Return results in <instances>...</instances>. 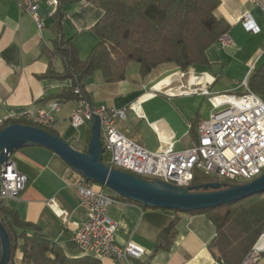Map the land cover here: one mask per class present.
I'll return each mask as SVG.
<instances>
[{
  "label": "crops",
  "instance_id": "1",
  "mask_svg": "<svg viewBox=\"0 0 264 264\" xmlns=\"http://www.w3.org/2000/svg\"><path fill=\"white\" fill-rule=\"evenodd\" d=\"M216 15L228 25L227 32L233 45L220 48L216 43L206 52L208 67L190 68V73L200 76L208 91L216 94H239L248 72L264 59V12L250 0H218ZM85 0H65L61 3L63 32L71 38L85 60L97 39L91 28L102 17L103 11L91 4L82 7ZM56 12V11H55ZM54 12V13H55ZM51 9L42 5L39 14L43 27L38 31L34 21L21 12L12 0H0V121H16L28 110L48 109L54 95L68 91L70 80L46 79L48 60L40 55L41 45L49 46L53 24ZM249 14L259 27L258 34L248 33L240 19ZM125 79L106 84L101 75L84 82V93L93 107L103 106L126 110L124 121L117 120L115 128L143 149L155 152L168 143L174 150L182 151L197 141V125L208 118L211 104L201 95H176L166 97L161 90L167 88V75L177 70L173 65H159L142 78L138 66L128 64ZM60 63L53 60V68L60 71ZM130 68L131 71L129 70ZM185 81L182 82L184 84ZM178 86V83H174ZM76 100L60 102V110L53 114L54 134L74 146L78 151L87 149L91 123L77 129L70 127L68 118ZM16 169L27 178L25 190L16 200L1 201V205L17 212L23 221L41 228L65 257L79 259L88 256L73 241L77 224L84 219V210L75 194L81 179L52 152L38 147H26L11 155ZM111 196L114 193L107 189ZM108 217L117 224L114 240L124 246L132 242L144 254L129 258L119 264H223L218 254L208 246L215 230L202 213H176L171 210L149 209L117 199L108 208ZM171 221L175 222L174 236L169 247L157 248V234ZM20 254H16L17 264ZM99 264H114L110 259ZM256 264H264V252Z\"/></svg>",
  "mask_w": 264,
  "mask_h": 264
},
{
  "label": "trees",
  "instance_id": "2",
  "mask_svg": "<svg viewBox=\"0 0 264 264\" xmlns=\"http://www.w3.org/2000/svg\"><path fill=\"white\" fill-rule=\"evenodd\" d=\"M64 1L61 0L53 14L50 45L40 47V55L48 60L42 78L72 82L68 91L53 96L59 103L80 98L89 102L84 93L86 79L99 73L103 83L120 82L125 79L128 64H136L142 78L159 65H173L182 72L208 67L207 50L229 30V25L216 15L218 0H85L86 4L101 9L103 15L90 30L97 42L86 59L81 60L71 38H65L63 32L65 14L60 5ZM54 59L59 61L60 71L53 68ZM249 73L245 86L264 99V59ZM75 88L79 94L73 93ZM15 123L39 128L20 118L3 121L0 129ZM43 130L57 136L54 130ZM191 181L190 186L215 182L242 184L218 180L198 170L194 171ZM186 213H202L211 222L215 237L208 247L217 252L223 264H241L264 234V193L217 208ZM0 220L11 242L8 264H17V253L20 254L18 264H99L91 257H65L40 227L21 220L15 210L3 207L1 201ZM174 225L171 221L157 234V248L169 247Z\"/></svg>",
  "mask_w": 264,
  "mask_h": 264
},
{
  "label": "built area",
  "instance_id": "3",
  "mask_svg": "<svg viewBox=\"0 0 264 264\" xmlns=\"http://www.w3.org/2000/svg\"><path fill=\"white\" fill-rule=\"evenodd\" d=\"M19 10L29 16L38 31L43 23L39 14L42 5L54 13L61 0H12ZM264 12V0H250ZM86 3H82L84 7ZM243 28L250 34H258L259 27L249 14L240 19ZM220 48L232 46L227 33L217 40ZM264 53V48L262 50ZM253 68V67H252ZM252 68L249 72L252 71ZM247 78L249 76V73ZM239 94H216L213 96L200 76L176 70L163 80L167 88L161 90L166 97L176 95H201L207 97L211 111L207 120L196 128L197 142L182 151L174 150L168 143L164 149L149 152L121 134L115 121H124L126 110L93 107L79 99L69 114L68 123L77 129L91 123L94 116L99 119L100 141L103 149L102 162L111 169L146 180H160L179 187H189L195 170L218 180L248 183L264 173V99L250 92L246 80ZM185 81L184 84L182 82ZM178 83V86H174ZM75 88V94L78 93ZM60 103L52 100L48 109L28 110L22 118L42 129L55 128L53 114L59 112ZM2 121H0L1 125ZM0 167V201L16 200L25 190L27 178L16 169L11 157ZM75 194L83 208L84 219L75 225L73 241L91 258L101 261L110 259L114 264L128 262L129 258H140L144 251L132 242L118 246L114 237L117 224L108 217L107 211L116 198L104 188L80 179ZM264 234L244 258L241 264H256L264 252ZM263 239L262 243L260 241ZM260 245H257L259 244Z\"/></svg>",
  "mask_w": 264,
  "mask_h": 264
},
{
  "label": "water",
  "instance_id": "4",
  "mask_svg": "<svg viewBox=\"0 0 264 264\" xmlns=\"http://www.w3.org/2000/svg\"><path fill=\"white\" fill-rule=\"evenodd\" d=\"M91 135L85 152L43 129L11 124L0 129V167L11 155L26 147L46 149L62 160L86 182L100 186L118 197L143 208L195 212L217 208L264 193V173L248 183L226 185L208 183L179 187L160 180H146L115 169L102 162L99 119L91 118ZM0 220V264H8L11 242Z\"/></svg>",
  "mask_w": 264,
  "mask_h": 264
},
{
  "label": "rangeland",
  "instance_id": "5",
  "mask_svg": "<svg viewBox=\"0 0 264 264\" xmlns=\"http://www.w3.org/2000/svg\"><path fill=\"white\" fill-rule=\"evenodd\" d=\"M130 65H131L130 67L137 66V65H136V64H134V63H133V64H130ZM131 69H132V68H130L129 70L131 71ZM206 120H207V119H206ZM74 146H76V145H74ZM76 147L78 148V146H76ZM74 148H75V147H74ZM75 149H76V148H75Z\"/></svg>",
  "mask_w": 264,
  "mask_h": 264
},
{
  "label": "bare ground",
  "instance_id": "6",
  "mask_svg": "<svg viewBox=\"0 0 264 264\" xmlns=\"http://www.w3.org/2000/svg\"><path fill=\"white\" fill-rule=\"evenodd\" d=\"M263 239H264V238H263ZM263 239L260 241V243H262ZM260 243H259V244H257V245H260Z\"/></svg>",
  "mask_w": 264,
  "mask_h": 264
}]
</instances>
